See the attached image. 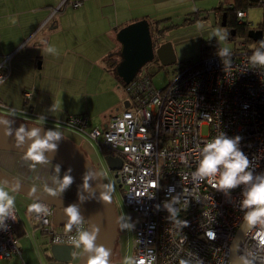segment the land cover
<instances>
[{
    "label": "built area",
    "instance_id": "obj_1",
    "mask_svg": "<svg viewBox=\"0 0 264 264\" xmlns=\"http://www.w3.org/2000/svg\"><path fill=\"white\" fill-rule=\"evenodd\" d=\"M256 2L263 15L255 45L246 47L241 41L240 50L205 57L198 65L179 70L161 89L149 77L136 75L124 87L128 107L103 126L88 128L86 116H70L62 122L76 134L101 143L107 156L121 158L119 170L102 168L101 175L104 179L111 174L124 207L139 218L132 247L137 264H230L231 241L248 211L242 207L243 193L251 185L214 189L207 180L194 179L193 172L202 147L224 134L242 137L239 147L249 157V171L254 177L264 176V68L249 61L264 41V0ZM235 16L241 21L247 13L239 9ZM8 59L0 63V84L6 79ZM0 108H4L1 101ZM203 127L206 134L201 133ZM174 200L178 201L173 204L176 219L183 226L164 207ZM35 205L43 211L32 207L31 218L50 244L76 245L73 240L86 232L81 216L76 223L56 225L50 205L40 201ZM17 214L13 206L14 219L8 218L6 230L0 231V264L21 256L14 232ZM125 224L121 220L123 229ZM242 255L264 264V225L249 228L239 249Z\"/></svg>",
    "mask_w": 264,
    "mask_h": 264
},
{
    "label": "rangeland",
    "instance_id": "obj_2",
    "mask_svg": "<svg viewBox=\"0 0 264 264\" xmlns=\"http://www.w3.org/2000/svg\"><path fill=\"white\" fill-rule=\"evenodd\" d=\"M222 1L223 0H193V6L189 11L182 15H173V19L169 21L170 23L165 22L162 25L168 26L172 24L170 28L162 31V35L159 39L162 41L161 43H171L176 61L170 66L159 69H156L157 62L154 61L147 63L144 68L142 67L141 71H146L151 76V81L155 88H164L174 79L175 73L179 71V68L182 67L181 69H183L189 62L198 60L200 48L202 44L208 40L217 42L222 49H241V47L237 45L242 41L241 38H237L234 43L227 41L226 38L222 40L218 35L219 33L227 37L225 27L218 23L219 18H217L216 12L213 10L219 7ZM225 6L226 5H224V7ZM65 9L67 10L68 8L66 7ZM198 10L201 13L196 22H182L183 18L188 14ZM245 11L247 17L244 18L243 21L250 23L252 28L258 27L262 21V8L259 5H253L248 7ZM187 18L192 19L191 15ZM40 34H42V32ZM84 35L86 38H89L88 34ZM105 40H108L111 44L109 46V51L103 56H107L113 52L117 53L120 46L115 36L106 37ZM9 47L10 46H8L7 51ZM65 48L68 51L66 52L65 50L64 54L56 53L52 55L49 53H36L37 50L42 52V50L36 49V46L21 49L13 58L12 62L10 61L8 63L12 78H9L10 73H8L6 81L1 86L0 96L5 104L1 101L4 108H0V113L14 116L18 119H26L35 124H43L53 131H59L61 135L66 136L75 144L82 147L92 163L101 170V167L106 168V166L102 159L98 144L62 126V122L69 116L82 114L88 119V128L92 126H101L104 122L107 123L112 115L123 109L122 105L127 99V93L120 81L113 74V71L108 70V68L104 66L105 60L102 61L97 52L93 51L94 48L92 44L87 40L77 44L72 42ZM2 50L3 47H1L0 43V61L8 55L7 51L2 52ZM36 56L42 57V60L39 58L40 60L37 61L41 63V68H38L37 65L36 68L34 67ZM25 89L31 93L40 92H38L39 95L34 98H31L29 93L25 94L24 97L22 91ZM30 107L33 109V114L29 112ZM201 133L206 134L205 127L201 129ZM27 159L31 160L28 157ZM42 162V168H47L50 171L55 170L56 172L59 170L64 176H67L66 172L56 164L48 161ZM104 180L108 185L117 216L120 217L122 221H126L127 224L133 225V227L123 229L120 221L118 226V233L120 235V254L119 257L116 258L115 261L117 262L118 260V262H115V264H124L125 257H132L133 233L139 218L124 207L121 198V189L117 188L112 180L111 174L107 173ZM14 205L17 207L20 206L15 201ZM23 209L24 208H18L19 211ZM37 234L41 237V240H47L45 236L39 233ZM51 245L58 244L49 243L46 247V251H49ZM74 246L76 247L75 254L77 256L80 255L84 245ZM47 256L48 259L42 261V263L53 264L50 251L47 253ZM74 260L78 261V257H75ZM2 264H7V261H4Z\"/></svg>",
    "mask_w": 264,
    "mask_h": 264
},
{
    "label": "crops",
    "instance_id": "obj_3",
    "mask_svg": "<svg viewBox=\"0 0 264 264\" xmlns=\"http://www.w3.org/2000/svg\"><path fill=\"white\" fill-rule=\"evenodd\" d=\"M74 3L80 5L74 7ZM192 6L193 0H0L2 52L7 51L10 46L8 55L5 56L9 58L5 63L7 75L10 73L8 63L12 62L21 49L35 46L42 50H37L36 53L64 54L65 50L68 51L65 48L68 44L87 40L103 61L106 57L103 55L109 51L111 44L105 38L115 36L116 29L141 19L171 20L173 15H182ZM84 34H88L89 38ZM39 58L42 60L41 56H36L35 68L36 65L41 68V63L37 62ZM9 78H12V73ZM6 79L1 83L0 89ZM38 92L40 91L31 93L25 89L22 95L29 93L34 98L39 95ZM0 100L3 102L1 96ZM32 110L31 108L29 112L33 114ZM105 124L104 122L101 126ZM42 164V161L28 160L27 157L0 154V173L4 178L0 179V184L19 207L24 208L19 211V207L14 205L18 210L14 232L21 256H13L7 264H43L42 261L48 259L49 251H46V247L49 243L41 240L37 234L43 235L35 227L30 206L42 200L53 207L52 220L55 224H64L70 220L67 210L76 198L75 189L71 183L60 192V184L66 176L59 170L56 172L42 168ZM52 191L57 194L53 196ZM64 254L61 252L59 257L63 258ZM78 256L74 254L73 259L66 263L51 259L53 264H76L78 261L74 259Z\"/></svg>",
    "mask_w": 264,
    "mask_h": 264
},
{
    "label": "water",
    "instance_id": "obj_4",
    "mask_svg": "<svg viewBox=\"0 0 264 264\" xmlns=\"http://www.w3.org/2000/svg\"><path fill=\"white\" fill-rule=\"evenodd\" d=\"M224 19V17H223ZM225 23L222 22L221 26ZM248 37L254 42L260 41V31L251 29ZM119 44L117 55L119 61L113 68V74L124 85H127L136 76L139 70L154 58L163 67L175 63L176 57L171 43L163 42L155 48L150 34L149 23L141 19L121 27L115 34ZM129 105L128 100L123 102V108ZM0 151L16 152L27 155L35 138L25 135L23 143L17 140L16 133L23 127L25 133L40 129L39 137L42 139L48 131H53L44 125H35L29 122L19 121L0 114ZM56 147L44 152V159L62 168L68 177L72 179V185L76 192V198L71 207H76L79 215L85 220L86 232L95 235V245L109 251L107 264L111 263L115 242L118 236V221L115 205L112 202L109 189L99 171L84 152L69 139L60 136L58 141H52ZM105 166L110 171L119 170L122 164L121 158L104 157ZM0 179H4L0 173ZM87 185V187H85ZM107 197V199H105ZM42 201V200H40ZM249 230V229H248ZM244 221L236 230L230 244V264H239V249L247 231ZM76 247L74 245H51L49 247L51 257L58 262H69L73 259ZM64 252V257H59ZM96 252L88 251L83 246L76 264H91V258Z\"/></svg>",
    "mask_w": 264,
    "mask_h": 264
},
{
    "label": "clouds",
    "instance_id": "obj_5",
    "mask_svg": "<svg viewBox=\"0 0 264 264\" xmlns=\"http://www.w3.org/2000/svg\"><path fill=\"white\" fill-rule=\"evenodd\" d=\"M220 39L226 37L219 34ZM264 41L260 43V47L250 56L249 61L253 65H257L264 68ZM229 50L224 48L221 55H228ZM0 123H7L6 121H0ZM40 129H33L27 133L23 127L16 133L17 140L23 143L25 135L29 138H35L31 144L27 153L28 157L34 161L41 162L44 160V152L46 150H52L56 147L52 141H58L60 139L59 131H48L46 135L41 139L39 137ZM241 136L237 135L234 138H230L224 134L214 137L207 142L201 149L198 166L193 172L194 179L199 181L207 180L211 183L214 189L219 190H231L239 187L240 185H251L246 192L243 193L244 199L242 200V207L247 209V213L244 217V228L249 229L257 225H264V176H253V173L249 171L250 160L249 157L240 149L239 144ZM215 180L213 183L212 181ZM72 179L65 177L60 184L59 191L63 192L70 184ZM87 187V185H85ZM171 191V189H170ZM51 194L55 196L56 191H52ZM107 199V197H105ZM167 203L164 207L171 214V218L175 219L180 225H184L183 221L176 219L178 213L173 207L174 203ZM13 206L14 199L9 195L5 187L0 184V231L6 230V221L8 218H13ZM36 211H43L40 205L32 206ZM68 216L72 223L78 222L81 217L79 216L76 207H70L68 210ZM85 221V220H84ZM213 222V217L208 218V223ZM71 227V224H69ZM123 227L130 228L133 225L125 224ZM207 235V232H206ZM73 243L80 246L82 243L86 250L95 251L96 256L91 258V264H107V258L109 251L103 247H97L95 245V235L88 232H82L78 239H74ZM239 264H254V259H249L247 256L242 255L238 257ZM124 264H137V261L133 257H125ZM139 264H144V261H140ZM150 264V261H149ZM181 264H189L188 261H181Z\"/></svg>",
    "mask_w": 264,
    "mask_h": 264
},
{
    "label": "trees",
    "instance_id": "obj_6",
    "mask_svg": "<svg viewBox=\"0 0 264 264\" xmlns=\"http://www.w3.org/2000/svg\"><path fill=\"white\" fill-rule=\"evenodd\" d=\"M224 5H226V6L224 7ZM253 5H255V6L257 5L256 0H223L222 1V4L219 7H216V8L213 9L216 12L217 18H219L218 19V23L220 25H221L222 22L225 23V25L223 27H225V30H226V36H227L226 39H227V41H230V42H234L235 43V41H236L237 38H241L242 41L245 42L246 47H248L251 44H254L255 45V43L253 42V40L248 37V31L251 30V29H254V30L260 29V24L258 25V27L252 28V26H249L247 24V22L243 21V19L241 21H239L238 19H236V16H235V12L237 10H239V9L246 10L248 7L253 6ZM200 13L201 12L199 10L196 11V12H194V13L191 12L185 18H183V21L182 22H184V23L192 22V21H195L196 22L198 20V16H199ZM189 15H191L192 19L187 18ZM223 17H224V19H223ZM169 21H170V19H168V18L167 19L166 18L165 19H152V20L151 19H148L151 36L153 37L154 34L155 35L156 34H159L160 35V33L162 31H164L165 29L170 28L172 24L171 25H168V26H162L165 22H169ZM117 30L118 29H116L115 33L117 32ZM222 50L223 49L219 46V44L217 42L212 41V40H208V41H206V42H204L202 44V46L200 48V54L198 56L199 57L198 60H196L194 62H189L187 66L198 65L200 63V61L203 58H205V57H209V56H213V55H220L221 52H222ZM235 50H238V49L232 48L231 50H229L228 53L235 52ZM246 51H247V48H246ZM248 51L252 52L253 50H248ZM118 61H119V57H118L117 53L113 52V53H111V54H109V55H107L105 57L104 64L108 68V70L112 71L113 68H114V66L116 65V63ZM153 61L154 62H157V68L156 69H159V68H162L163 67V66H161L159 64V62L156 59L153 60ZM181 68H179L178 70H180ZM141 69L139 70V72L136 75L137 76L144 75V76L149 77L150 80H151V76L146 71H141ZM116 78L120 81L121 85L123 87H125L124 83H122L121 80L118 77H116ZM30 109H31V107H30ZM0 114H3V113H0ZM4 115L7 116V117H9V118H13V119H16V120H19V121H24V122H29L31 124H35V123H33L31 121H28L26 119H18V118H15L14 116H10V115H7V114H4ZM72 116L82 117L84 115L77 114V115H72ZM35 125H41V124L37 123ZM87 125H88V122H87ZM64 137H66V136H64ZM67 139H69V138H67ZM71 142L74 143L73 141H71ZM96 144H98L99 150L101 152L102 159H104V157H106L108 155V150L104 146H102L101 143L98 142ZM76 145L84 152V154L86 155V157L89 159L88 155L83 150V148L80 147L78 144H76ZM0 154H9V155H14V156L17 155V156H21V157H28V155H25V154L16 153V152H8V151H0ZM43 161H48V160H45L44 159ZM48 162H50V161H48ZM90 162H91V164H93L91 160H90ZM94 166L97 168L96 165H94ZM101 170H102V167H101ZM101 170H99V171H101ZM31 208H32V206L29 207V209H31ZM117 262H118V260H117Z\"/></svg>",
    "mask_w": 264,
    "mask_h": 264
},
{
    "label": "flooded vegetation",
    "instance_id": "obj_7",
    "mask_svg": "<svg viewBox=\"0 0 264 264\" xmlns=\"http://www.w3.org/2000/svg\"><path fill=\"white\" fill-rule=\"evenodd\" d=\"M161 35H162V32L160 33V35L159 34H156V35L154 34L153 37H152L153 45H155V48L158 47V45L162 42L159 39V37H161ZM154 60H155V58H154ZM117 221H118V226H119V222L121 221V218L118 217V216H117ZM119 250H120V235L118 234L117 239H116V242H115L114 251H113V255L114 256H112V259H111V263L110 264H115V262H116L115 260H116V258L119 257V254H120ZM113 261H114V263H113Z\"/></svg>",
    "mask_w": 264,
    "mask_h": 264
}]
</instances>
